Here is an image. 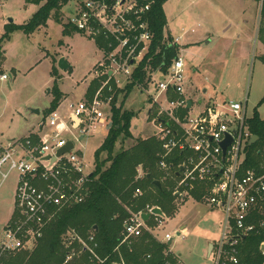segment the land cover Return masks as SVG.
I'll return each mask as SVG.
<instances>
[{
	"label": "built area",
	"instance_id": "built-area-1",
	"mask_svg": "<svg viewBox=\"0 0 264 264\" xmlns=\"http://www.w3.org/2000/svg\"><path fill=\"white\" fill-rule=\"evenodd\" d=\"M152 3L153 0H82L75 4L66 22L93 42L99 56L90 72L93 79L99 80V87L90 99L68 103L66 118L57 106L44 113L35 132L0 143V180L11 172L17 176L13 213L0 239V264H6L18 251L32 248L57 212L85 200L94 166H89L82 150H75L74 141L80 143L90 137L98 126L108 128L117 89L133 84L146 92L154 76H160V80L153 84V94L148 95L146 117L160 141L157 168L163 180L172 182L173 202L177 205L195 199L197 191L200 202L224 216L222 235L212 252L213 264H237L240 238L264 230V151L257 167L242 168L245 147L253 136L245 101L194 104L186 94L185 65L178 51L166 67L163 63L151 64L153 34L147 12ZM138 69L143 72L142 81L136 79ZM7 79L6 73L0 75V80ZM198 103L202 104V100ZM227 138L230 141L223 148ZM67 142L72 148L58 155ZM144 176L138 165L135 180ZM142 194L143 190L136 187L132 197ZM122 206L128 216L123 221L120 243L131 246L147 233L165 245L164 264H181L170 244L185 237L184 228L160 236L158 231L170 216L159 206L146 204L137 211ZM154 208L161 213L153 212ZM256 212L260 214L258 218H254ZM145 213H149L147 220L142 217ZM64 240L67 247L76 240L91 259L102 262L94 250L93 234L83 239L69 230ZM259 249L264 255V243ZM79 253L71 249L62 262L55 264H72ZM112 264L132 263L120 259Z\"/></svg>",
	"mask_w": 264,
	"mask_h": 264
},
{
	"label": "rangeland",
	"instance_id": "rangeland-1",
	"mask_svg": "<svg viewBox=\"0 0 264 264\" xmlns=\"http://www.w3.org/2000/svg\"><path fill=\"white\" fill-rule=\"evenodd\" d=\"M77 1L82 0H69L57 19L51 15L45 25L31 33L21 29L6 33L7 24L28 21L42 2L0 0V38L4 51L0 73H8L7 80H0L1 143L35 129L53 99L54 86L61 92V99L64 96L58 110L65 118L69 113L68 103L84 98L93 80L92 63L99 54L95 53L93 42L77 31L62 32ZM164 9L168 27L165 32L180 38L186 94L193 103L245 101L247 117L256 110L264 118V101L259 103L264 96V64L259 58L264 54V45L257 37L259 3L256 0H167ZM61 57L67 61V69L58 67ZM159 80L160 76H154L153 84ZM153 84L146 92L133 87L124 100L123 108L135 114L130 127L133 138L118 142L116 150L131 146L137 138L154 135V126L146 117ZM123 94L124 91L118 93L117 105ZM31 109H38L39 114ZM106 133V127L98 126L90 137L80 143L74 141L75 150L83 151L90 167L94 166V154ZM16 177L11 172L0 180V239L14 207ZM223 222L221 213L189 198L176 205L173 218L168 217L158 232L160 236L165 232L175 234L185 224L188 229L185 238L173 242L180 259L185 264H213L206 257L207 241L220 240Z\"/></svg>",
	"mask_w": 264,
	"mask_h": 264
},
{
	"label": "trees",
	"instance_id": "trees-1",
	"mask_svg": "<svg viewBox=\"0 0 264 264\" xmlns=\"http://www.w3.org/2000/svg\"><path fill=\"white\" fill-rule=\"evenodd\" d=\"M30 1L42 2V4L28 21L18 25L7 24L6 33L12 29H21L26 33H31L45 25L51 15L57 19L62 7L69 2V0ZM256 1L259 3L257 37L264 45V0ZM165 2L167 0H153L147 12L148 23L153 34L149 53L153 55L151 63L153 66L161 63L164 67L168 66L178 51V45L173 42L172 37L165 34L167 25L163 8ZM72 30L75 29L67 22L63 24L64 34ZM1 41L2 38H0V68L4 58ZM259 58L264 64V54ZM143 65L144 61L140 68ZM53 72L56 74V70ZM136 79L138 81L143 79V72L139 69L136 71ZM98 87L99 80L93 79L87 87L85 97L90 99ZM133 87V84H129L115 92L111 102V126L101 146L94 154V169L90 175L88 195L85 200L57 212L45 226L42 236L38 238L35 245L10 256L6 264L60 263L71 249L76 253L80 252L78 257L73 259L72 264H112L120 259L132 264H164L162 251L165 245L156 242L147 233L135 240L131 246L120 243L123 221L128 216L122 204L129 206L133 211L143 208L146 204L157 205L167 216H172L176 210L171 190L172 182L169 179L163 180V173L157 168L160 141L153 135L147 138H137L129 147L115 149L118 142L133 138L130 127L135 114L123 108L124 100ZM122 91L124 94L119 105L116 106L118 93ZM52 92L53 99L44 113H48L59 105L61 92L56 86L53 87ZM263 101L264 96L259 103ZM248 125L250 132L256 135L257 139L245 147L243 169L257 167L264 151V118H261L255 110L248 119ZM138 165L142 167L145 176L140 180H135ZM147 174L150 175L149 178L146 177ZM153 180H159L161 186L154 185ZM136 187H140L143 194L135 199L132 194ZM194 197L199 201L197 191H194ZM259 215L256 212L254 218H258ZM69 230H73L83 239L93 234L96 243L94 250L102 262L91 259L89 253L81 249L76 240L67 247L64 237ZM261 243H264V230L253 231L242 236L236 246L237 264H264V255L259 249ZM146 254L150 257L146 258ZM168 259L173 261L170 256ZM225 264L231 263L225 262Z\"/></svg>",
	"mask_w": 264,
	"mask_h": 264
},
{
	"label": "crops",
	"instance_id": "crops-1",
	"mask_svg": "<svg viewBox=\"0 0 264 264\" xmlns=\"http://www.w3.org/2000/svg\"><path fill=\"white\" fill-rule=\"evenodd\" d=\"M78 2V1H77ZM163 8H164V6H163ZM164 12H165V9H164ZM166 28H168L167 27V25H166V27H165V29ZM169 31V30H168ZM79 33V32H78ZM165 34L167 35V34H169L170 36H172V38H173V41L178 45V52H180L179 50H180V45H179V43H178V41H179V37H177V38H174V36H173V34L169 31V32H165ZM82 35V34H81ZM83 36V35H82ZM83 37H85V36H83ZM94 48H95V46H94ZM97 52V50H96V48H95V53ZM98 53V52H97ZM98 58V57H97ZM97 58H96V60H97ZM96 60L92 63V66L94 65V63L96 62ZM92 66H91V68H92ZM3 67V64L1 65V68ZM1 68H0V70H1ZM68 68V67H67ZM91 71V70H90ZM6 72V74L8 75V73H7V71H5ZM1 74H3V73H0V75ZM63 94V93H62ZM85 97V96H84ZM62 100H64V96L62 97V99L60 100V102H59V105L61 104V102H62ZM82 100V99H81ZM58 105V106H59ZM44 115V113L42 114V116ZM41 119H42V117H41ZM41 119L38 121V123H37V125H36V127H35V129H32L31 131H28V133L26 134V135H28L29 133H32V132H35L37 129H38V127H39V123H40V121H41ZM109 125H107V127H108ZM107 130H108V128H107ZM26 135H23V136H26ZM23 136H21V137H23ZM11 138H15V137H11ZM1 143V142H0ZM8 177V176H7ZM6 177V178H7ZM5 178V179H6ZM1 181H3V180H1ZM15 186H16V180H15ZM14 190H15V187H14ZM14 196V195H13ZM192 199V198H191ZM187 200V199H186ZM185 200V201H186ZM195 200V199H194ZM184 201V202H185ZM200 202V201H199ZM211 211L213 210V209H210ZM214 211H217V212H219V213H221L222 214V212L221 211H219V210H214ZM12 213H13V210H12ZM174 215V214H173ZM173 215L171 216V218H173ZM223 215V214H222ZM11 216H12V214H11ZM11 216H10V218H11ZM223 218H224V216H223ZM180 228H184V233L186 234L187 233V231H188V229H187V227H186V225L184 224V225H181L180 226ZM185 238V237H184ZM183 238V239H184ZM182 239V240H183ZM180 240V239H179ZM133 243H135V242H133ZM177 243V242H176ZM218 242H212L211 240H208L207 241V247H206V257L207 258H210L211 260H212V252H213V249H214V247H215V245L217 244ZM170 246H171V248H172V251L173 252H175L176 253V255L178 256V259L180 260V262H181V264H185L181 259H180V257H179V255L177 254V252H176V244L175 245H173V242H171V244H170ZM210 247H211V250L209 251V249H210Z\"/></svg>",
	"mask_w": 264,
	"mask_h": 264
},
{
	"label": "water",
	"instance_id": "water-1",
	"mask_svg": "<svg viewBox=\"0 0 264 264\" xmlns=\"http://www.w3.org/2000/svg\"><path fill=\"white\" fill-rule=\"evenodd\" d=\"M58 67L60 69H67L68 67V64H67V61L64 59V57H61L59 58L58 60ZM190 105V101H188V106ZM31 112L34 113V114H39V110L38 109H31ZM111 126V123L109 124L108 128ZM257 139V136L256 135H253L250 142L249 143H253L255 140ZM230 141V138H227L226 140H224L222 142V146L223 148H225V146L227 145V143ZM72 148V144L71 142H67L63 147H61L57 154L59 155L60 153H64V152H67L68 150H70ZM147 178L150 177L149 174L146 175ZM153 184L160 187L161 186V182L159 180H153ZM153 212L155 213H161V210L159 208H154L153 209ZM143 219L144 220H147V218L149 217V213H145L142 215ZM211 250V247L209 249V251Z\"/></svg>",
	"mask_w": 264,
	"mask_h": 264
}]
</instances>
